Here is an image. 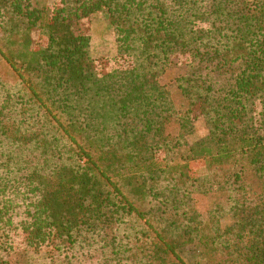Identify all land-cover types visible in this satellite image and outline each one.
Instances as JSON below:
<instances>
[{
	"label": "trees",
	"instance_id": "1",
	"mask_svg": "<svg viewBox=\"0 0 264 264\" xmlns=\"http://www.w3.org/2000/svg\"><path fill=\"white\" fill-rule=\"evenodd\" d=\"M0 56V264H264V0H0Z\"/></svg>",
	"mask_w": 264,
	"mask_h": 264
},
{
	"label": "rangeland",
	"instance_id": "2",
	"mask_svg": "<svg viewBox=\"0 0 264 264\" xmlns=\"http://www.w3.org/2000/svg\"><path fill=\"white\" fill-rule=\"evenodd\" d=\"M77 31L80 33H87L92 37L91 53L97 64L102 67L105 66L107 70H115L121 67H127L130 64V60L123 58L118 54L117 44L115 41V34L112 28L108 24L107 17L104 13L95 15L93 18L79 24ZM33 45L31 50L44 47L46 39L41 31L35 30L32 32ZM108 60V62L106 61ZM187 58H184L181 63L174 61L168 66L166 73L161 78V83L168 87L177 107L182 105L181 93L177 88V81L179 78L184 77L187 72L186 66ZM0 71L4 74V78L7 81L9 87L14 84V76L5 66L0 56ZM208 134V129L205 121L202 118L194 120V133L189 137V143L192 145L197 141L205 138ZM229 221L224 220L223 225H227ZM15 251L18 256H21L23 252V240L20 236H15ZM197 249L192 246L184 249L182 255L189 264H195ZM64 254L71 255L69 249L64 250ZM50 258L46 253L35 254L28 252L23 257V264H49Z\"/></svg>",
	"mask_w": 264,
	"mask_h": 264
}]
</instances>
